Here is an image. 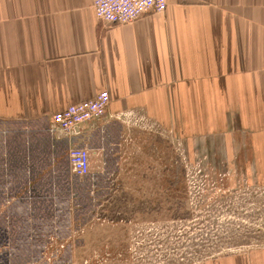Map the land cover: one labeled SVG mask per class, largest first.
I'll use <instances>...</instances> for the list:
<instances>
[{
  "label": "crops",
  "instance_id": "1",
  "mask_svg": "<svg viewBox=\"0 0 264 264\" xmlns=\"http://www.w3.org/2000/svg\"><path fill=\"white\" fill-rule=\"evenodd\" d=\"M166 1L163 14L111 25L93 0H0V178L25 176L28 209L43 200L34 186L65 184L66 149L85 148L130 184L147 149L157 157L159 132L188 153L208 146L264 206V0ZM101 92L109 118L74 136L52 127L53 114ZM5 184L0 195L18 200ZM200 264H264V246Z\"/></svg>",
  "mask_w": 264,
  "mask_h": 264
},
{
  "label": "rangeland",
  "instance_id": "2",
  "mask_svg": "<svg viewBox=\"0 0 264 264\" xmlns=\"http://www.w3.org/2000/svg\"><path fill=\"white\" fill-rule=\"evenodd\" d=\"M158 135L157 157L147 149L126 171L130 184L115 169H97L100 158L91 156L87 177H67L64 166L65 184L34 186L43 200L29 209L25 176L3 170L0 189L11 181L18 200L0 195V264H200L264 246V206L253 189L229 176L208 146L188 153L173 133Z\"/></svg>",
  "mask_w": 264,
  "mask_h": 264
},
{
  "label": "built area",
  "instance_id": "3",
  "mask_svg": "<svg viewBox=\"0 0 264 264\" xmlns=\"http://www.w3.org/2000/svg\"><path fill=\"white\" fill-rule=\"evenodd\" d=\"M166 0H93L96 19L105 24L126 25L144 14H163ZM107 92L99 93L94 99L71 105L51 116V124L64 136H74L85 124L109 118L106 109L109 104ZM118 120L122 115H118ZM68 164L71 174L79 179L90 175L91 155L85 148L74 147L69 150Z\"/></svg>",
  "mask_w": 264,
  "mask_h": 264
}]
</instances>
